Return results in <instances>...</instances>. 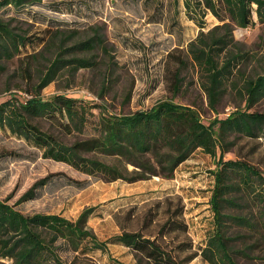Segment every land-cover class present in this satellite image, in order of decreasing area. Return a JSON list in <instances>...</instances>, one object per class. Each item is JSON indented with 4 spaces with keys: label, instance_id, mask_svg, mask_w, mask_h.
Segmentation results:
<instances>
[{
    "label": "rangeland",
    "instance_id": "1",
    "mask_svg": "<svg viewBox=\"0 0 264 264\" xmlns=\"http://www.w3.org/2000/svg\"><path fill=\"white\" fill-rule=\"evenodd\" d=\"M1 1V0H0ZM199 22L192 19L185 0H41L16 9L0 6V19L26 37L33 38L20 54L0 60V104L11 99L26 103L39 88L55 58L65 48L90 41L94 47L66 59L81 57L91 65L58 70L51 82L39 88L40 96L57 94L84 99L113 114L148 109L161 100L198 110L205 124L224 119L237 109L264 113V97L249 104L245 85L264 74V24L241 28L230 23L232 33L211 11L196 5ZM225 37L228 44H215ZM212 46L218 68L230 61L223 91L211 105L208 65L197 61L192 49ZM34 122L42 130L71 144L84 138L66 133L44 118ZM93 132L88 128L86 135ZM226 149L216 157L198 149L173 175L160 174L130 182L106 181L73 166L45 158L42 151L0 128V198L15 204L24 214H58L75 221L92 209L87 226L107 251L90 254L92 264H148L132 249L112 239L125 231L156 238L171 250L180 264H211L201 250L214 231L211 198L220 157L245 160L264 171V135L259 138L231 134ZM7 154V156H4ZM134 167L129 166L132 170ZM55 176L38 196L20 202L35 182ZM78 183V184H77ZM227 213L258 215L257 208L243 206ZM234 246L245 250L237 257L241 264H264V234L231 227ZM238 235V236H237ZM61 255L69 262L71 253ZM0 264L12 260L0 256Z\"/></svg>",
    "mask_w": 264,
    "mask_h": 264
},
{
    "label": "trees",
    "instance_id": "2",
    "mask_svg": "<svg viewBox=\"0 0 264 264\" xmlns=\"http://www.w3.org/2000/svg\"><path fill=\"white\" fill-rule=\"evenodd\" d=\"M41 0H1L0 6L16 9L40 3ZM196 5L211 11L231 34L230 21L241 28L252 26L255 15L264 24V0H185L192 19L201 26ZM33 38L15 32L9 22L0 19V60L20 54L21 48ZM228 44L223 37L215 44ZM90 41L78 42L62 52L76 54L94 47ZM212 46L192 49L197 61L208 65L210 84L207 91L211 105L223 91L228 78L230 61L218 68ZM60 52L42 79L39 88L46 87L65 64L80 69L91 65L89 59H66ZM39 88L26 103L11 99L0 104V128L42 151L45 158L65 162L74 168L106 181L124 179L130 182L154 175H173L175 170L198 150L216 157L218 150L232 144L231 134L259 138L264 135V113L237 109L224 119L215 118L205 124L193 107L161 100L148 109L129 114H113L84 99L57 94L51 99L40 96ZM249 104L264 97V74L245 85ZM44 118L66 133L78 132L84 138L71 144L46 132L34 120ZM93 132L86 135L88 128ZM4 156H7L5 154ZM2 156H0L1 160ZM215 171V187L211 198L215 228L201 250L204 260L211 264H241L237 257L247 251L234 246L236 236L229 235L231 227L264 234V171L245 160H224L220 157ZM133 166L132 170L129 166ZM50 174L33 184L20 202L33 200L55 176ZM78 184V183H77ZM243 206L257 208L258 215L227 213L226 209ZM92 209H86L72 221L58 214H24L15 204L0 198V256L12 264H92L90 254L107 251V241H101L87 226ZM238 236V235H237ZM135 253L148 264H180L171 250L156 238L141 232L125 231L112 239ZM71 253L68 262L61 253ZM113 264H124L112 259Z\"/></svg>",
    "mask_w": 264,
    "mask_h": 264
}]
</instances>
